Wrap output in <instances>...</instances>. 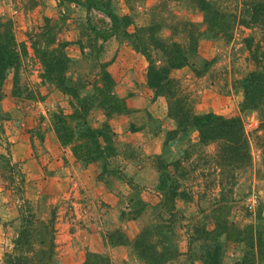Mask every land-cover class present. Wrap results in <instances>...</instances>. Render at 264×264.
Listing matches in <instances>:
<instances>
[{
	"label": "rangeland",
	"instance_id": "rangeland-1",
	"mask_svg": "<svg viewBox=\"0 0 264 264\" xmlns=\"http://www.w3.org/2000/svg\"><path fill=\"white\" fill-rule=\"evenodd\" d=\"M92 5L115 14L119 28L96 60L81 49L95 41L89 17L95 24L111 20ZM255 8L263 15L264 0H0V18L15 23L27 49L22 96L13 94L11 70L0 99L12 154L11 161L0 158V264L14 251L27 204L33 245L47 250L54 239L52 264H85L88 253L100 255L102 264H146L141 254L154 264H264V108H246L243 88L261 69L248 43L264 52V17L256 23ZM141 27L178 51L171 56L188 58L171 71L182 87L177 115L148 86L149 60L132 35ZM52 28L56 43L48 45L42 35ZM65 42L67 77L79 95L94 94L105 71L124 102L125 112L112 118L97 108L88 115L91 127L111 131L107 160L79 162L55 132L54 123L77 102L39 77L41 54L60 53ZM157 52L154 61L164 66L169 57ZM188 111L241 118L251 159L238 166L222 153L223 143H201L185 122ZM5 146L0 143V154ZM20 171L27 204L18 191Z\"/></svg>",
	"mask_w": 264,
	"mask_h": 264
},
{
	"label": "trees",
	"instance_id": "trees-1",
	"mask_svg": "<svg viewBox=\"0 0 264 264\" xmlns=\"http://www.w3.org/2000/svg\"><path fill=\"white\" fill-rule=\"evenodd\" d=\"M209 5V4H208ZM91 9L99 10L106 17L111 20L110 25L104 24L103 21H98L95 24L91 17H89L90 31L95 37V41L88 44L87 47L83 46L82 54L92 60H96L102 51L104 50V44L111 38L115 37L119 31L117 26V16L108 10H103L92 5ZM254 19L264 17V14H260L258 9H254ZM47 23L51 22V19H46ZM261 22L264 24V20ZM55 26H53L54 28ZM53 28L48 29L46 34L42 36L45 38V42L48 45H54L56 43L55 36L53 35ZM15 23L13 21H5L0 18V99L3 98V86L8 73L11 70H15V88L13 94L15 97L20 98L22 93L18 89V83L20 78V69L22 67L23 57L27 55V49L25 44L18 43L15 34ZM152 29L136 28L135 33L132 34L135 41L136 49L149 60V66L147 70V83L148 86L154 90L158 96H163L169 101V109L171 116L177 115L176 107L182 109L180 106V94L182 87L178 81H175L171 77V71L173 69H180L188 63L187 56H171L173 53H177L174 48L162 45L154 42L150 34ZM39 35H37L38 37ZM251 41V40H249ZM67 43L60 44V53L49 54L47 51H43L41 54V63L43 67V74L39 77L50 85L55 86L63 94L73 98L77 105L72 106V113L61 114L58 121L54 123V129L58 135V139L63 147L71 148L74 156L79 162L85 164L107 160L110 156H113L112 151V134L108 126L104 128H93L89 125L88 115L93 109H101L108 118H112L115 115L125 112L124 102L114 96L112 90L115 86L113 77L104 71L101 80L92 85L94 88V94L91 96L81 97L79 90L76 86H72L67 77L68 67L71 62L69 56L66 53ZM248 50L251 55L258 61L260 71L251 73L244 81V106L249 109H261L264 108V66H262L261 60L258 57L262 52L261 46L257 49L253 48L251 42L248 43ZM35 48V47H34ZM86 49L89 50L86 52ZM160 50L169 60L164 66L157 64L154 61L153 55H156ZM39 52L35 48V52ZM43 82V83H44ZM38 96L40 95L37 93ZM37 96V95H36ZM34 94H28L26 97L30 100H38ZM177 97V98H176ZM43 99V97H42ZM100 100L97 105L93 101ZM175 100V101H174ZM174 101V102H173ZM185 122L192 123L193 127L199 132L201 143L210 144L211 142L223 143L222 153L230 155L232 161H235V165L240 166L243 161H249L251 159L250 152H248V139L246 137L245 125L241 118H225L224 116L209 113L202 116H197L190 111L185 113ZM0 143L6 145L4 150L6 154H0V158L3 161L9 159L11 161V143L6 138V131L3 127V119L0 118ZM167 167V166H166ZM11 168L14 169L13 166ZM237 168V166H236ZM24 184L25 178L20 171V179L18 180V191L21 194V200L24 203H28L24 198ZM176 202H174V205ZM21 215L23 216V225L18 233V236L14 242V251L5 255L4 264H52L55 256V244L52 237L50 247L46 250L37 249L31 242L32 232L29 229L31 222V208L27 204L26 208H20ZM28 224V225H27ZM53 229V228H52ZM37 249V250H36ZM142 259L146 264H154L150 256L141 254ZM155 259V258H154ZM102 257L98 254L88 253L85 264H102ZM148 261H151L148 263Z\"/></svg>",
	"mask_w": 264,
	"mask_h": 264
},
{
	"label": "crops",
	"instance_id": "crops-1",
	"mask_svg": "<svg viewBox=\"0 0 264 264\" xmlns=\"http://www.w3.org/2000/svg\"><path fill=\"white\" fill-rule=\"evenodd\" d=\"M108 41H109V42H108V43H109V45H111V43H112V42H111V41H112V38H111V39H109ZM106 43H107V42H106ZM106 43H105V45L107 46V44H106ZM139 223H140V225H138V223H135V226H137V228H136V229H137V231H135V233L133 232V236H136V233H138V231H139L140 227L143 225V223H142V222H140V221H139Z\"/></svg>",
	"mask_w": 264,
	"mask_h": 264
}]
</instances>
